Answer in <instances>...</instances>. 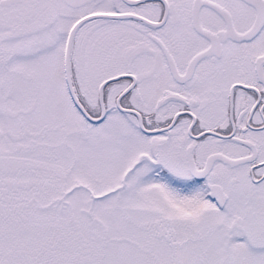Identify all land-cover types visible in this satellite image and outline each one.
<instances>
[{
  "label": "snow or ice",
  "instance_id": "1",
  "mask_svg": "<svg viewBox=\"0 0 264 264\" xmlns=\"http://www.w3.org/2000/svg\"><path fill=\"white\" fill-rule=\"evenodd\" d=\"M0 264H264V0H0Z\"/></svg>",
  "mask_w": 264,
  "mask_h": 264
}]
</instances>
